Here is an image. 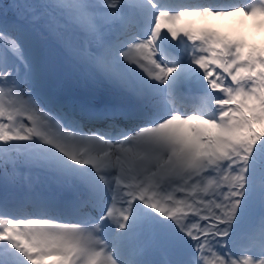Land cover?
Listing matches in <instances>:
<instances>
[{"label":"rangeland","instance_id":"374dc122","mask_svg":"<svg viewBox=\"0 0 264 264\" xmlns=\"http://www.w3.org/2000/svg\"><path fill=\"white\" fill-rule=\"evenodd\" d=\"M79 3H80V0H55L51 6H48L50 4V0H31L30 6L35 5L34 9H36V12L32 19L33 21L32 26L35 29L34 33H35L37 41L39 40V35L43 34V31H45L46 34L53 36V38H55L56 32L58 29L59 31L61 28H62V31H64L65 29H70L71 31L69 33L67 32L65 40L61 41V43L62 44H64L65 42L67 43L68 45L67 49L72 55L73 53L72 48L74 47V45L81 46L80 41L83 39V35L79 33V30L81 29L79 25L82 23H85L87 21L86 20L87 18L84 16L83 18L76 17L75 11L72 13L70 17L66 16L65 20L62 19V17L65 15V12H64L65 10H67L68 8H72L74 5H79ZM26 4H27V1L25 0L24 4H22L20 7L23 8V10L24 9L26 10L27 8ZM247 14L248 15L245 16L247 18L246 21L250 23L251 28H255L252 26V24L255 25V22L262 25L263 39H264V13L259 14L258 17L254 16L253 14H250L249 11ZM252 18L254 20H252ZM232 19H236V20L238 19V21L240 22V25L243 22V20L238 16L236 18L233 17ZM254 33L255 32H253V30L250 31V34L255 35ZM67 38H69V41ZM260 46L262 49H264V44L263 45L260 44ZM248 59H249V55L246 56V59L243 62L242 67L238 69L237 76H240L246 80L254 82L255 77L259 76V74L248 73L245 70V63ZM54 66H56V64ZM115 69L116 68H113L111 73L114 77H117L118 75L115 72ZM67 70H70V66L67 67ZM126 71L128 72V74L133 76V69L131 67L127 68ZM252 71H255V70L252 69ZM257 100H261V102H264V86L260 88L259 90H256L255 88L251 87L248 90H245L240 95V102L245 108L248 107V102L252 106L253 102ZM26 101L27 99L24 98V103H26ZM180 138H182V136ZM158 140H164V138L162 137L155 138L156 142ZM185 140L191 143V138L187 136V133L181 144H184ZM57 144L59 146V143ZM228 146H231V145H228ZM60 150L62 149L60 148ZM61 152H62L61 154L63 155V157H66V155L63 154V153H66V151L62 150ZM57 154L59 155V153ZM139 155L141 154L139 153ZM155 184H156V181H155Z\"/></svg>","mask_w":264,"mask_h":264},{"label":"bare ground","instance_id":"6f19581e","mask_svg":"<svg viewBox=\"0 0 264 264\" xmlns=\"http://www.w3.org/2000/svg\"><path fill=\"white\" fill-rule=\"evenodd\" d=\"M118 1H126L127 3H131V2L128 1V0H118ZM114 22L117 23L116 21H114ZM100 69H101V67H100ZM163 114L166 115V113H163ZM202 119H203V122H204V126H205V128H207V125H211V124H213V125H214V126H213V127H214V130H213L214 132H216L217 129H219V127L216 125V123L212 122V121H211L206 115H205ZM177 125H178V124H175V123H172V124L166 125V126H164V127L161 129V131H162L163 133H169L170 130H172V129H176V128H177ZM212 134H213V133H212ZM181 135L184 136L185 134L181 133V134H180V137H181ZM177 136H178V135L172 133L170 137H172L173 139L175 138L176 140H179L180 137H177ZM191 136H192V135H191ZM148 137H149V131H145V133L141 134V135L138 137V140L144 142L145 140L148 139ZM74 138H75V140H76L77 143H79V141H81V140L83 139V142L85 143L84 147L89 148V149L91 150V152L93 151V149H95V148H97V147H98V148H101L100 143L97 145V142L95 141L96 139L93 140V138H91V137H89V136H85V138H83V136H81V137H74ZM192 138H193V136H192ZM140 143H141V142H140ZM98 148L95 149V152H92V153H91V156H97V151L102 152V150H99ZM72 150H74V149L72 148ZM148 153L151 155L152 158L157 154L156 151L151 150V149L148 150ZM101 157H102V158H106V156H103V155H101ZM123 164H124V163H123ZM86 260H87V261L89 260V259H88V256H86ZM92 260H93L94 264H98V263H96L97 261H95V259H92Z\"/></svg>","mask_w":264,"mask_h":264}]
</instances>
